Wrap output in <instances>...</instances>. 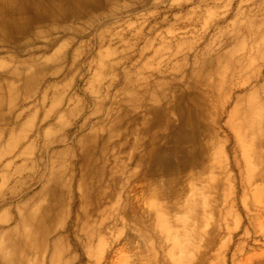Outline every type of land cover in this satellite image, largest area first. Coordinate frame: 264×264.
<instances>
[{
	"label": "bare ground",
	"instance_id": "obj_1",
	"mask_svg": "<svg viewBox=\"0 0 264 264\" xmlns=\"http://www.w3.org/2000/svg\"><path fill=\"white\" fill-rule=\"evenodd\" d=\"M162 1L0 0V264H79L84 253L86 264H160L151 233L160 249L169 245L162 264H195L217 239L207 227L228 221L236 205L246 208L244 192L238 204L232 199L228 148L241 169L239 187L253 186V200L262 202L264 0H246L258 3L256 11L226 25L212 10L202 19L194 10L175 15L201 19L202 39L216 34L193 60L180 44L173 48L182 58L177 85L161 76L160 53L171 47L162 41L151 52V30L133 23L116 31L130 8ZM134 46L151 58L129 64ZM79 61L92 70V94L107 83L77 127L88 132L70 149L66 130L88 108L68 95ZM120 77L108 105L105 93ZM69 156L81 164L68 167ZM133 178L149 194H125ZM31 183L40 189L14 200ZM196 241L205 243L201 250Z\"/></svg>",
	"mask_w": 264,
	"mask_h": 264
},
{
	"label": "rangeland",
	"instance_id": "obj_2",
	"mask_svg": "<svg viewBox=\"0 0 264 264\" xmlns=\"http://www.w3.org/2000/svg\"><path fill=\"white\" fill-rule=\"evenodd\" d=\"M173 1L174 0H164L155 8L152 5L130 8L118 17L121 22V27L116 29V31L126 30L129 28L128 24L133 23L135 28L142 29L143 31L151 30L152 34L146 35L148 39L153 38L156 40L153 43L154 48L150 50L151 52L159 51L158 48H160V46L162 47L160 44L162 41H164L167 46L171 47V53L170 51L160 53L159 62L161 63V76L167 79L174 78V85L180 83L179 78L182 71L175 70V68H180L178 65L181 64L182 58L178 56V58L172 57L171 54L175 51L173 48L180 44V46H182L180 48L181 53L183 55L187 54L190 60H193V58H196V56H199L202 53L206 43L210 42L216 36L215 31L211 29L207 33L206 38H201L200 30L202 26L201 19L203 14L212 10L216 12L218 16L222 17V21H224L223 25H226L227 23H232L235 20V15H245L250 12L254 13L256 11V7L258 6V3L253 5L250 2L246 3V0H233L232 2H227L228 0H192L191 3L189 0H179L176 4L172 5ZM225 5L226 7L223 8ZM191 10H194L198 15H200L201 19L194 18L193 21L189 23H186L183 19L182 21H176L174 19L175 15H180L181 18H188L192 12ZM240 21H242V19H240ZM170 29L174 32L173 36L164 37L165 31ZM214 29L216 30V28ZM94 32L95 31H93L90 35L92 42L94 41ZM123 39H131V36L128 34L127 37L125 38L124 36ZM139 46H142V44H139ZM92 54H94V50H92L90 55ZM139 54V47L134 46L132 52H130L129 64L137 65L138 61L140 63H145L148 61V58H151V56L146 57V59L140 58ZM145 56L146 55H144V57ZM77 68L78 69L73 72L76 74V77L72 82V89L69 90L70 94L68 95L70 97L77 96L85 100L88 103V108L87 111L84 112L78 119L73 120L69 129L66 130L70 135L69 140H67L70 149H73L77 140L83 136V134L88 132L89 128L85 129V133H82V131H78L77 127L79 126L81 120L86 118L88 114L94 110V99H100L103 95V88L107 83L106 81L98 83L95 87L97 88L96 94H92V89L88 87V79L92 74V70L87 68L84 61H79ZM190 70V64L187 62L184 67V72ZM67 72L68 70L66 69L59 79V82H62V84L67 81ZM146 75L150 76L151 73L146 70L144 71V76ZM121 84L122 78L120 80L118 79L117 85L113 87L109 93H105L104 99L110 100L108 105L111 103L112 99H115L116 89L117 87L120 88ZM170 91L172 93L171 88ZM96 121L97 119L92 120V122ZM220 124L221 126H224V119H222ZM225 161L227 172L231 176L235 177V181L232 184L235 188V193L232 196L233 202L238 204L239 199L242 198V192H244L246 208L236 205L232 212L233 215L228 221L225 222L223 218L220 217V219L215 220L214 225H209L207 227L208 229L206 228L209 236L217 235V239L210 247L209 254L205 258L196 257L197 259L195 264H264V196L262 197V202L260 204L256 203L252 198L253 186L249 188L243 187L244 189L239 187L241 169L235 167V163L230 153V148H228ZM72 164L80 165V157H67L66 165L68 167H72ZM132 169L133 164L127 163L126 171L131 172ZM127 172L122 177L123 181H127ZM260 185L264 187V182ZM40 187L41 184L31 183L30 188L26 189L22 194H17L14 200L26 197V195L30 196L34 190H39ZM124 192L125 194L139 192L146 196L150 191L144 189L142 183L138 179L133 178L129 180L128 184H126ZM77 202L78 199L76 200V203ZM216 226L225 229V231L220 234L216 233ZM149 238L159 255L160 264H162L161 260L166 259L165 251L167 252L169 245L163 247L162 250L159 247V244L161 245L162 242L155 233H151ZM204 244L205 243L203 241H196L195 245L201 250L204 247ZM124 254L128 257L127 253ZM85 255L86 254L84 253V258L82 257L83 259L79 260V264H86Z\"/></svg>",
	"mask_w": 264,
	"mask_h": 264
}]
</instances>
